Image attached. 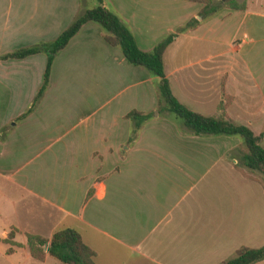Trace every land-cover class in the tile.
I'll use <instances>...</instances> for the list:
<instances>
[{
    "label": "crops",
    "instance_id": "0c3cea01",
    "mask_svg": "<svg viewBox=\"0 0 264 264\" xmlns=\"http://www.w3.org/2000/svg\"><path fill=\"white\" fill-rule=\"evenodd\" d=\"M7 1L6 21L14 5ZM242 1L243 9L221 10L177 32L163 50V72L172 95L188 109L205 116L225 114L257 134L264 118V62L252 60L264 52V0ZM81 2L32 0L34 8L26 18L23 12L13 27L21 29L26 22L57 12L62 17L54 22L55 33L60 32L84 10ZM186 2L191 3L172 1L180 13L177 26L165 28L169 33L199 10L185 11ZM117 9L110 10L125 23L140 50H149L161 38L145 35L139 41ZM222 20L231 26L224 47L216 25ZM90 23L81 25L65 46L81 30L89 31ZM104 44L110 61L129 68L119 51ZM0 51H5L1 45ZM38 54L0 61V84L8 87L12 71L33 65L41 69ZM40 72L30 94L21 101L7 99L12 110L0 116V264H62L48 255L32 258L24 233L48 237L64 227L75 229L94 251V264H217L238 247L264 246V187L237 166L240 142L192 135L171 120L159 128L165 140L147 141L143 130L151 128L150 120L133 133L132 121L125 117L133 108L88 113L79 118L85 122L81 129L69 133L75 125L67 126L72 116L44 111V94L16 119L29 106ZM9 121L12 128L3 130ZM47 139L60 140L48 154L43 153ZM19 143L35 150L20 165L32 162L21 174L10 148ZM261 144L264 147V136ZM11 228L19 246L6 253L8 244L1 239ZM252 264H264V258Z\"/></svg>",
    "mask_w": 264,
    "mask_h": 264
},
{
    "label": "rangeland",
    "instance_id": "374dc122",
    "mask_svg": "<svg viewBox=\"0 0 264 264\" xmlns=\"http://www.w3.org/2000/svg\"><path fill=\"white\" fill-rule=\"evenodd\" d=\"M39 1L42 4H47L49 2V0ZM59 1L67 2L68 4L69 0ZM107 1L110 5H112L111 8L104 1L101 5L111 10L116 7L119 8L117 11L121 14L122 18H126L128 20V24L131 26L139 41L140 39L144 40L145 35L156 38L157 36H161L162 38L169 33L165 29L166 27L169 26L174 29L177 26L175 23L178 20L177 16L180 11L177 9L178 7H175V5L173 7L171 5L172 1L175 0ZM215 1L216 0L213 2ZM236 1L240 2L242 0ZM12 3L14 4L11 8L12 13L10 12V17L6 21L5 18L9 13V3L7 0H0V45L3 50H5L0 51V55L32 44L49 41L57 36L59 32L55 33L56 30L54 22H57L59 18L62 17L61 13L56 12L54 16H47L46 18H43V20L41 18H37L36 21L32 20L31 22H26V25L24 24V27L21 29H18L19 27H15L14 29L13 24H18L20 15H23L24 12V16L26 18L25 13L30 12L34 6L32 0H21L20 3L19 0H13ZM186 3L188 6L187 8H184L185 11L198 7L199 10H201V5L199 3V5L192 2ZM95 5H97L95 0H82L81 2L83 9L90 8ZM61 7L62 6L58 5V8ZM13 9L18 12L17 15L13 13ZM199 10L195 13L194 17L196 19H203L200 16H196ZM221 10L228 11L230 8L223 6L219 11ZM212 14H208L206 17ZM221 14L222 12L220 13V16H222ZM221 23L222 25L220 23H216V25H218L217 29L219 30L217 35L221 37V40L223 41L221 45L224 47L226 44L225 41L231 34V26L228 21L222 20ZM89 25H93L89 31L81 30L79 35L73 41L69 42L67 46L58 50L52 56L49 67L48 83L43 92L45 95L43 98V110L52 112L54 110L69 112L70 114L68 115L69 117L72 116V118L67 121V123H69L67 126L69 127L70 125L75 124L74 128L70 130L69 133L81 129L85 122L79 121V118L88 113L91 114L93 112V115H98V113L104 110H128L129 108H133L131 110L136 111L143 110V112L148 115L147 120H150V124L148 125H151V128L145 126V129L143 130L145 132L143 134L147 135V141L157 142L165 140L166 136L164 133L160 132L159 128L164 125L165 121L168 122L171 120L172 123H176L174 121L181 123V121L173 113L165 111L162 103H157L156 77L149 74L140 66H132L126 62V67L131 68V70H129V68L123 69L121 64L110 61V53L106 50L109 49V47H107L102 40L101 33L103 31L101 27L95 22H92ZM25 26H28V28ZM113 47L119 51L117 46ZM256 51L257 50H255V53ZM255 53L254 56H256ZM38 55H41L40 59H42L43 62L41 69H39V65H33L28 68H24L23 71L22 69L12 71L10 75L11 81L6 84L8 87L0 84V116L4 115V112L12 110V102H7V99L18 101L24 99L27 94H30L28 93L30 85L33 82L38 81L39 70H41L40 75H42L45 64V54L39 53ZM0 61L3 60L0 59ZM252 61L264 62V52H260L259 55ZM132 67H135L134 69L136 70L133 71ZM139 71H141V73ZM22 72L24 74L23 76L21 75ZM38 86L36 87V90ZM7 96L9 97L7 98ZM11 122L13 121H9L8 124L3 127V130L5 129L6 131H9L12 128ZM18 128L19 126L17 125L14 131H18ZM261 128L262 125L260 130ZM53 136L54 135H51V138ZM206 136L213 137L216 141H225L226 139V141L233 142L235 140L238 141V144L239 142L242 144L237 135ZM50 140L51 139L46 140V144L50 143L43 153L48 154L50 150H53L60 144V140ZM10 148L13 151L14 167H20L25 159L31 156L33 154L32 152L35 151H27L20 145V143L16 147ZM241 148L242 145H240V148H238L235 152L237 163L239 162L238 157L241 154ZM31 165L32 162L24 164L20 167L18 173L21 174L23 170L27 169ZM237 166H239V164ZM250 172L255 177H260L258 172ZM8 246L9 245H7V247ZM14 247L15 246H11L12 249Z\"/></svg>",
    "mask_w": 264,
    "mask_h": 264
},
{
    "label": "trees",
    "instance_id": "16d2710c",
    "mask_svg": "<svg viewBox=\"0 0 264 264\" xmlns=\"http://www.w3.org/2000/svg\"><path fill=\"white\" fill-rule=\"evenodd\" d=\"M95 1L97 5L78 13L53 39L0 55V59L4 60L20 59L35 53L45 54V64L40 84L29 106L16 119L30 112L42 96L48 83L52 56L66 45L81 25L86 22H95L101 27L103 31L101 37L106 44L117 46L121 55L129 64L140 66L156 77L157 103H162L165 111L173 113L192 135H237L242 142L238 164L248 171L258 172L260 177L255 178L264 187V147L260 143L264 136V121L261 130L254 134L247 126L232 122L225 114L205 116L194 112L177 101L170 92L163 72V50L177 32L192 28L198 20L195 17L189 18L177 31L167 33L156 41L149 50L143 51L136 46L125 23L120 21L113 11L101 5L103 0ZM188 1L201 5V10L196 16L202 18H205L208 14L216 13L223 6L230 9H243L244 7L243 1L237 2L236 0ZM222 106L223 103L217 105L219 108ZM147 116V113L136 110H129L125 114V117L132 121L133 133H136ZM14 231L13 228L9 229L6 236L1 239L9 245L5 249L6 253L12 250L11 246H19L18 243L12 240ZM24 236L29 255L36 260H42L44 255H48L62 264H94V251L83 243L79 233L73 228L64 227L54 230L48 237L28 232H25ZM44 245H46L45 249H43ZM263 258L264 246L254 248L241 246L233 252L231 257L223 259L217 264H252Z\"/></svg>",
    "mask_w": 264,
    "mask_h": 264
},
{
    "label": "water",
    "instance_id": "95a60500",
    "mask_svg": "<svg viewBox=\"0 0 264 264\" xmlns=\"http://www.w3.org/2000/svg\"><path fill=\"white\" fill-rule=\"evenodd\" d=\"M45 247H46V245L43 246V248H45Z\"/></svg>",
    "mask_w": 264,
    "mask_h": 264
}]
</instances>
